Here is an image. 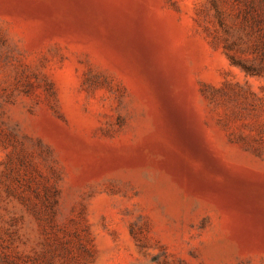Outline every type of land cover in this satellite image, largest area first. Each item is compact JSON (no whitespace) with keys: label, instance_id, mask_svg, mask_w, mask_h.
Segmentation results:
<instances>
[{"label":"rangeland","instance_id":"obj_1","mask_svg":"<svg viewBox=\"0 0 264 264\" xmlns=\"http://www.w3.org/2000/svg\"><path fill=\"white\" fill-rule=\"evenodd\" d=\"M0 264H264V0H0Z\"/></svg>","mask_w":264,"mask_h":264}]
</instances>
